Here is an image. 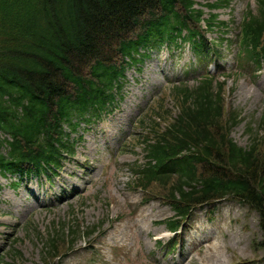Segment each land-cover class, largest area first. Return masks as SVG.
<instances>
[{
	"label": "trees",
	"instance_id": "obj_1",
	"mask_svg": "<svg viewBox=\"0 0 264 264\" xmlns=\"http://www.w3.org/2000/svg\"><path fill=\"white\" fill-rule=\"evenodd\" d=\"M158 2L0 0V133L11 139L0 138L1 174L21 161L41 168L44 148L63 137L62 124L76 113L97 114L102 104L98 95H104V81L110 78L99 58L107 60L120 39H129L133 18ZM257 7L258 16L246 26L264 29V0ZM203 82L195 91L177 90L192 101V108L178 126L147 146L155 164L144 170L140 182L169 187L171 198L180 199L183 216L196 205L226 197L247 205L260 215L264 250V151L259 153L255 141L241 149L225 139L220 91L212 80ZM202 165L207 171L198 174Z\"/></svg>",
	"mask_w": 264,
	"mask_h": 264
},
{
	"label": "rangeland",
	"instance_id": "obj_2",
	"mask_svg": "<svg viewBox=\"0 0 264 264\" xmlns=\"http://www.w3.org/2000/svg\"><path fill=\"white\" fill-rule=\"evenodd\" d=\"M247 1L254 9L252 0H235L231 10L215 12L219 21H230L232 24L230 31L226 32V37L234 36L233 28L240 21L241 13L244 12L243 5ZM217 37L218 34L208 35L211 41H216ZM225 44L219 49H224ZM230 59H226L227 64ZM189 62L192 66L195 65L194 58L177 49L163 48L159 53H152L151 58L142 65L141 72L134 76L139 79L136 86L124 90L122 110H129L133 105L132 115L143 111L142 116L146 118L145 127L150 125L149 120H154V114L162 115V108L175 112L176 102L172 97H164L162 108H157L162 103L161 95L169 89L167 81L175 83L184 80L180 75L181 68L189 67ZM132 72L133 70L130 71ZM226 84L227 102L241 118L240 123L231 130L230 138L239 147H247L251 140L249 128L255 131L264 110V64L257 78L244 74L237 81L227 80ZM192 85L193 83L189 86ZM135 104L138 108L134 107ZM114 123L118 125L115 119L110 122L109 118H104L101 122L91 125L84 133L83 143L78 144L79 147L84 144L88 146L92 140H100L99 147L104 146L106 151L98 149L99 152L89 156V159L100 162L102 166L110 159L109 150L117 159L116 164H111V170L105 167L106 177L109 179L107 184L105 181L100 183V180L91 197L88 195L55 203L56 192L59 193V183L62 184L63 178H66L64 176L60 179L55 176L51 180L43 176L38 184L33 180L31 187L33 195H38L36 199L26 193L23 184L11 187L14 178L11 181L1 180L5 188L0 193V264H188L189 261V264H229L233 260L240 264H264L261 262L263 250L260 247L262 238L259 218L256 213L235 202L217 206L211 219L202 207L194 212L185 237L195 240L192 237L196 235L200 240L203 238L202 231H205L206 235L210 233L212 239L205 242L203 247L196 248L195 244L191 247L185 243L181 255L178 251L179 245L173 252L166 251V241L170 235L166 234L164 223L173 216L170 208L166 206V193L155 185L146 193L129 192L126 186L129 176L125 165L135 157L117 154L119 139L127 138L126 143L131 142L133 145L139 137V142L142 140L144 133L134 128L133 133L126 134L121 125L115 130L112 139L103 136L102 141L100 134L107 128L110 129ZM141 150L139 144L134 152H139L137 154L140 155ZM80 152L84 153L85 150L79 149L78 154ZM110 172L113 173L112 176ZM149 200L151 202L147 205L142 204ZM44 204L48 208H43ZM72 221L76 225H83L88 232L102 231L111 225V222H119L114 223L107 235L97 241L94 246L97 249H87L95 235L89 238L80 236L74 244L75 249L67 254L64 261L47 263V244L51 238L56 239L59 254L67 250L59 237L62 233L68 235L71 229L76 230L75 226L70 230L66 227ZM208 237H205V241ZM160 238H163L162 245L155 242ZM189 246V257H184Z\"/></svg>",
	"mask_w": 264,
	"mask_h": 264
},
{
	"label": "bare ground",
	"instance_id": "obj_3",
	"mask_svg": "<svg viewBox=\"0 0 264 264\" xmlns=\"http://www.w3.org/2000/svg\"><path fill=\"white\" fill-rule=\"evenodd\" d=\"M223 264V263H222ZM229 264H239V262H235L234 260L233 261H231V263H229Z\"/></svg>",
	"mask_w": 264,
	"mask_h": 264
}]
</instances>
